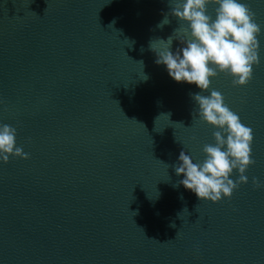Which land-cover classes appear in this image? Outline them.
I'll return each instance as SVG.
<instances>
[{
	"label": "water",
	"instance_id": "obj_1",
	"mask_svg": "<svg viewBox=\"0 0 264 264\" xmlns=\"http://www.w3.org/2000/svg\"><path fill=\"white\" fill-rule=\"evenodd\" d=\"M245 2L260 64L210 90L253 130L255 164L213 204L173 186L180 152L202 162L216 129L149 48L179 27H157L168 0H0V124L30 155L0 162V264H264V0Z\"/></svg>",
	"mask_w": 264,
	"mask_h": 264
},
{
	"label": "clouds",
	"instance_id": "obj_2",
	"mask_svg": "<svg viewBox=\"0 0 264 264\" xmlns=\"http://www.w3.org/2000/svg\"><path fill=\"white\" fill-rule=\"evenodd\" d=\"M168 5L170 12L157 27L162 29L169 24L168 16L176 18L179 27L167 40L150 41L149 48L157 57L155 63L165 66L170 78L177 83L195 84L201 90L191 96L198 106L197 115L201 122L216 129L212 133L214 142L203 146L202 162L194 163L185 151L180 152L178 163L172 167L184 179L173 186L183 185L200 201L216 204L222 199L230 200L241 185L248 184L246 173L255 160L252 159L253 130L225 104L219 91L210 90L211 81L224 74L231 78L233 87H246L250 83L254 67L260 64L258 37L262 26L245 0H168ZM209 5L216 6L214 19L208 15ZM173 40H179L181 45L175 52ZM139 63L143 68L142 62ZM141 78L147 79L144 74ZM209 90L210 95L201 94ZM16 137L15 127L0 124V162L3 164L9 163L10 157L30 158L22 147L16 146ZM234 173H238L235 181L230 178ZM252 185L254 190L264 189V183L255 177ZM185 211L188 212L187 208L181 213ZM181 213H178L179 219ZM170 227L175 228V223Z\"/></svg>",
	"mask_w": 264,
	"mask_h": 264
}]
</instances>
